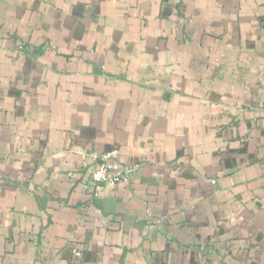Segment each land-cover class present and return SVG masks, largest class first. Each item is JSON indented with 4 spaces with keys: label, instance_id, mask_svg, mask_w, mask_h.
<instances>
[{
    "label": "crops",
    "instance_id": "1",
    "mask_svg": "<svg viewBox=\"0 0 264 264\" xmlns=\"http://www.w3.org/2000/svg\"><path fill=\"white\" fill-rule=\"evenodd\" d=\"M0 264H264V0H0Z\"/></svg>",
    "mask_w": 264,
    "mask_h": 264
},
{
    "label": "built area",
    "instance_id": "2",
    "mask_svg": "<svg viewBox=\"0 0 264 264\" xmlns=\"http://www.w3.org/2000/svg\"><path fill=\"white\" fill-rule=\"evenodd\" d=\"M119 156V152L117 150H113L105 153L98 161V165L92 172L90 176V184L92 187L98 189L103 186L113 185L118 182H127L128 174L135 170V167L130 169V171L125 174L121 172L111 171L109 163L111 161L117 160ZM97 196V194H95ZM78 255V254H77Z\"/></svg>",
    "mask_w": 264,
    "mask_h": 264
}]
</instances>
